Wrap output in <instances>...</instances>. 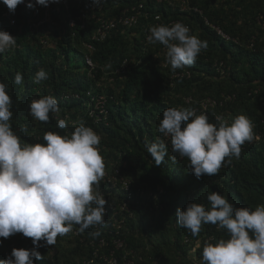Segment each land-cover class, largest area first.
<instances>
[{"label": "trees", "instance_id": "trees-1", "mask_svg": "<svg viewBox=\"0 0 264 264\" xmlns=\"http://www.w3.org/2000/svg\"><path fill=\"white\" fill-rule=\"evenodd\" d=\"M140 2L144 7L136 24L118 27L95 43L90 51L95 65L90 68L84 43L91 42L97 17L118 16ZM166 2L103 0L102 9L86 19L84 28L70 29L67 13L55 10L56 6H51L50 20L38 23L44 6L33 15L28 0L16 7L15 23L10 24L2 15L10 11L0 0V30L17 40L13 50L0 54V83L12 100V130L21 144L43 143L45 132L64 135L83 121L99 136L98 150L105 164L95 191L107 206L111 204L103 226L81 232L79 225H73L55 245L41 241L37 247L22 233L0 237V259L10 256L13 248L36 247L44 259L34 264H197L205 242L227 239L228 234L205 224L194 237L178 225V208L192 201L210 207L207 195L213 191L235 207L264 205V0H185L183 13ZM90 4L91 0H69L70 13ZM157 13L161 24L179 19L190 25V34L207 42L193 65L173 70L162 45L145 40ZM213 25L230 38H223ZM123 60L128 64L124 77L116 72ZM40 69L48 78L36 84L34 76ZM17 73L22 74L23 85L14 83ZM88 89L107 97L104 120L88 114L92 107L87 108L83 97ZM66 93L82 97L64 100ZM44 95L56 98L60 109L50 113L47 122L34 119L29 110L32 98ZM167 108L193 109L214 124L219 123L218 116L231 123L243 114L253 125L254 138L241 146L239 158H226L217 174L197 178L188 159L175 156L169 138L157 131ZM59 119L66 121V129L58 127ZM157 139L168 146L160 166L145 147ZM122 180L128 181V189Z\"/></svg>", "mask_w": 264, "mask_h": 264}, {"label": "clouds", "instance_id": "clouds-1", "mask_svg": "<svg viewBox=\"0 0 264 264\" xmlns=\"http://www.w3.org/2000/svg\"><path fill=\"white\" fill-rule=\"evenodd\" d=\"M50 2L54 0H35V3L28 0L26 6H48ZM102 2L91 0L90 6L99 7ZM3 3L10 11L4 12L12 13L24 0H3ZM149 31L148 43L165 47L166 62L173 70L193 65L207 46L206 41L190 34L189 27L179 21L171 26L154 25ZM16 46V38L0 30V54ZM47 78L45 70L40 69L34 82L40 84ZM14 83L23 85L22 74H15ZM88 91L91 90L83 97L88 100L87 108H93ZM81 97L79 93L62 96L64 100ZM11 108L6 85L0 83V237L22 233L39 247L41 241L55 245L57 237L68 234L73 225H79L81 232L103 226L107 200L95 187L105 175V164L98 150L100 138L96 132L81 121L70 133L48 131L43 135V143L21 144L10 124ZM29 110L41 122L49 121L50 113L60 111L52 95L32 98ZM217 120L218 124L210 123L206 115H197L193 109L167 108L157 128L169 138L172 153L188 159V167L197 178L217 174L226 158H239L241 146L254 138L253 125L243 114L234 117L231 123L219 116ZM58 127L66 129V121L59 119ZM145 147L154 164L160 166L168 154L164 140L146 143ZM175 156L170 157L173 162ZM207 200L210 207L192 201L186 208H178L175 214L178 225L194 237L199 236L205 224L216 225L228 234L227 239L205 242L197 264H264V205L254 209L235 207L215 191L207 195ZM94 235H100L99 231ZM42 259L36 247L13 248L10 256L0 259V264H34V260Z\"/></svg>", "mask_w": 264, "mask_h": 264}, {"label": "built area", "instance_id": "built-area-1", "mask_svg": "<svg viewBox=\"0 0 264 264\" xmlns=\"http://www.w3.org/2000/svg\"><path fill=\"white\" fill-rule=\"evenodd\" d=\"M163 1H166V0H156V2H163ZM32 2L35 3V0H32ZM39 6L40 5H36V7L33 8V15L37 14ZM51 6H56L55 10L57 9V11H59L62 8L67 13V25L70 29H75L77 25H79L81 28H84L86 24V19L89 16L91 17L95 16L96 10H100L103 7L102 4L99 7L89 6L76 14H72L70 13V5H69L68 0H54V2H50L48 6L43 7L44 9H43L42 17L38 23H43L45 21L50 20L51 18L50 13H51V8H52ZM166 6L171 7L172 9L176 10L179 13H183V11L186 10V7H187L185 0H178V1L167 0ZM143 7H144V4L140 2L137 5H133L131 7L125 8L124 10H122V12L118 16H114L111 18L97 17L98 25L90 37V40L92 43L91 42L84 43V46L88 49L87 53L85 54V62L90 68L93 69L95 65L90 56V51H93L95 49V43L104 41L108 37L109 33L116 28L118 29V27L119 28L120 27H131L134 24H136L138 19L140 18V15L142 14ZM191 9H194L195 12L201 13V11H199L197 8L191 7ZM3 15L10 21L11 24L15 23L16 19L14 17L15 15L14 12L12 13L4 12ZM160 20H161V14L159 13L155 14L154 15L155 22L151 26L160 25L161 24ZM177 21L182 22L179 19H172L166 25L171 26ZM185 25L188 26L189 29L191 30V27L189 24H185ZM212 27L223 38L225 39L230 38L218 27L214 25ZM149 30L150 28L148 29L146 37H145L146 41H147L148 35H150ZM72 35H74V33H72ZM161 51L164 55V58L166 59V56H165L166 49L163 45L161 47ZM127 65H128L127 61L123 60V62L117 68L116 72L119 73L120 76L124 77L123 75L124 74L126 75ZM87 95L90 96L91 98L90 102H91V105L93 106V108L90 110V115L97 116L96 117L97 120H104L106 117L105 114L107 112L106 105H105V103L107 102V97L103 94L93 95L91 91H88ZM76 96L78 97V95ZM122 183L125 189L129 188V183L127 180H122ZM137 192L142 193L143 189H140V190L138 189ZM107 205L108 204L105 205L106 213L108 212L109 207H111V204H109V206ZM113 263L115 264V261ZM126 264H130V262H127Z\"/></svg>", "mask_w": 264, "mask_h": 264}]
</instances>
